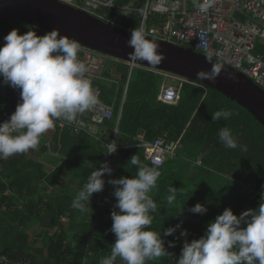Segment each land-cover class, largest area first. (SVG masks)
I'll return each mask as SVG.
<instances>
[{
  "label": "trees",
  "instance_id": "trees-1",
  "mask_svg": "<svg viewBox=\"0 0 264 264\" xmlns=\"http://www.w3.org/2000/svg\"><path fill=\"white\" fill-rule=\"evenodd\" d=\"M0 25L8 28L0 33L4 37L13 29L47 33L22 20ZM255 54L264 60V45H258ZM86 61L90 73L111 80L109 60ZM115 72L118 86L96 81L102 101L115 104L114 118L100 128L98 138L84 131L73 132L58 120L41 137L36 150L0 159V255L8 256L10 264H99L111 255L115 242L110 231L116 203L114 186H105L102 199L100 192L94 193L87 213L72 209L71 204L91 172L106 162L103 152L115 138L129 80L114 178L135 174V167H127L134 155L151 165L142 143L156 142L165 133L169 139L180 138L177 156L161 166L157 189L151 193L157 203L152 230L163 233L181 221L183 225L172 236L163 237L168 253L147 264H177L185 239L190 242L203 236L208 224L225 209L239 215L263 203L258 198L252 200L243 186H264V127L246 109L192 81L182 86L177 105L162 104V76L135 69L130 79L131 66L123 63L117 64ZM173 85L179 87L177 82ZM19 102V90L0 80V115L13 113ZM224 108L233 111L231 119L213 121L212 112ZM222 127H228L247 151L226 148L218 137ZM43 156L53 166L40 160ZM199 160L203 166L197 164ZM169 187L178 189L173 205L166 202ZM198 202L208 208L206 213L190 211ZM31 229L36 231L34 241L28 233ZM183 229L188 230L187 237L180 235ZM169 241H175V246L170 247ZM116 264L123 261L118 258Z\"/></svg>",
  "mask_w": 264,
  "mask_h": 264
},
{
  "label": "clouds",
  "instance_id": "clouds-1",
  "mask_svg": "<svg viewBox=\"0 0 264 264\" xmlns=\"http://www.w3.org/2000/svg\"><path fill=\"white\" fill-rule=\"evenodd\" d=\"M212 2L205 0L199 5L200 10L211 7ZM4 41L0 47V80L20 93L15 111L0 123V159L7 160L36 150L41 137L56 126V121L74 122L98 103V97L86 76L88 67L78 58L81 48L74 38L57 30L38 35L35 30L21 33L13 29ZM126 43L133 49L129 53L133 62L146 61L156 66L163 58L142 28L131 30ZM221 72L222 67L214 64L211 70L197 75L215 81ZM228 75L231 78L232 74ZM233 115L227 108L212 112L213 121H227ZM218 137L226 148L247 151V146L239 144L228 127H222ZM116 151L117 145L109 144L104 153ZM162 164L160 159H153L147 165L134 155L127 165L136 168L134 175L107 180L114 186L116 198L110 229L115 242L111 255L102 258L99 264H116L118 258L123 264H147L168 253L163 237L172 236L183 222L164 229L163 233L152 230L157 203L151 193L157 189ZM112 172L108 162L93 170L72 200V209L87 213L93 194L105 188V173L111 177ZM177 190L168 188L167 205L175 203ZM190 211L204 214L208 208L198 202ZM180 235L187 237L188 230L183 229ZM168 244L174 247L175 241ZM177 264H264V203L239 215L231 208L225 209L208 224L203 236L190 242L185 239Z\"/></svg>",
  "mask_w": 264,
  "mask_h": 264
},
{
  "label": "built area",
  "instance_id": "built-area-1",
  "mask_svg": "<svg viewBox=\"0 0 264 264\" xmlns=\"http://www.w3.org/2000/svg\"><path fill=\"white\" fill-rule=\"evenodd\" d=\"M60 1L74 8H81L117 26L128 30L142 28L146 36L178 44L180 47L204 54L208 58L219 61L237 71L264 91V60L261 56L255 54L257 46L264 45V0H213L211 7L204 11L200 10L199 5L203 4L205 0ZM27 31L29 30L27 29ZM4 42V36H0V47L3 46ZM80 48L78 58L86 66L88 58L107 59L116 64L123 63L131 66L130 79L135 69L151 71L162 76L163 85L159 97L162 104L177 105L180 100L182 86L191 84L190 81L169 73L118 61L112 56L99 53L82 45H80ZM111 72L112 76L119 77L116 76L114 69H111ZM86 76L92 82L95 94L98 97V103L84 114L79 115L72 123L61 121L73 132L84 131L98 138L99 133L102 132L100 128L114 118L115 104L108 105L102 101V92L96 84L97 80H110L102 75H94L89 71ZM169 80L172 84L168 82ZM130 82L131 80L126 86V96L118 120L115 138L109 143L117 145V151L121 148L119 145V126L123 118ZM175 82L179 83V87L173 85ZM11 114V112L1 114L0 123L9 119ZM179 143L180 138L169 139L168 134L165 133L156 142H145L141 146L146 148L148 160L160 159L163 161V166L167 160L174 159L177 156ZM117 151L113 154L103 152L106 162L113 169L111 177L105 173V186L108 184V179L117 175L118 167L115 160ZM197 164L203 166V161L199 160ZM100 167L97 166V169ZM243 186L252 200L258 198L264 203V186L259 187L256 183ZM104 192H106L105 188L100 192L99 199H102ZM10 263L8 256L0 255V264ZM17 264H30V262L22 261Z\"/></svg>",
  "mask_w": 264,
  "mask_h": 264
},
{
  "label": "water",
  "instance_id": "water-1",
  "mask_svg": "<svg viewBox=\"0 0 264 264\" xmlns=\"http://www.w3.org/2000/svg\"><path fill=\"white\" fill-rule=\"evenodd\" d=\"M7 20H22L46 32L57 30L61 35L74 38L79 45L112 56L118 61L200 83L246 109L264 127V91L230 67L213 59L209 61L210 58L204 54L147 36L162 54L161 62L156 66L146 61L133 62L129 57L133 49L126 43L131 30L60 0H0V22ZM214 64L222 67L215 81L198 77V72L211 70ZM229 73L232 74L231 78Z\"/></svg>",
  "mask_w": 264,
  "mask_h": 264
},
{
  "label": "rangeland",
  "instance_id": "rangeland-1",
  "mask_svg": "<svg viewBox=\"0 0 264 264\" xmlns=\"http://www.w3.org/2000/svg\"><path fill=\"white\" fill-rule=\"evenodd\" d=\"M7 30H8L7 27H4V26L0 25V33H5ZM107 62H108V61H107ZM108 63H110L109 66H108V67H109L108 69H114V70H116V67H117V64H116V63L111 62V61H109ZM117 80H118L117 77L112 76L111 80L109 81L110 85H117V86H118V82H117ZM168 82L172 84V82H171L170 80H169ZM46 156H47V155H46ZM40 160H45V161H47V160L45 159V156H43L42 158H40ZM45 161H44V162H45ZM47 162H48V161H47ZM66 178H67V177H66ZM65 180H66V179H65ZM34 229H35V228H34ZM34 229L28 230V233L32 236V241H34L35 238H36V231H35Z\"/></svg>",
  "mask_w": 264,
  "mask_h": 264
},
{
  "label": "crops",
  "instance_id": "crops-1",
  "mask_svg": "<svg viewBox=\"0 0 264 264\" xmlns=\"http://www.w3.org/2000/svg\"><path fill=\"white\" fill-rule=\"evenodd\" d=\"M54 160H57L56 158H54ZM49 162V161H48ZM49 165L53 166L51 162L48 163Z\"/></svg>",
  "mask_w": 264,
  "mask_h": 264
},
{
  "label": "bare ground",
  "instance_id": "bare-ground-1",
  "mask_svg": "<svg viewBox=\"0 0 264 264\" xmlns=\"http://www.w3.org/2000/svg\"><path fill=\"white\" fill-rule=\"evenodd\" d=\"M66 182V181H65ZM20 258V257H19Z\"/></svg>",
  "mask_w": 264,
  "mask_h": 264
}]
</instances>
